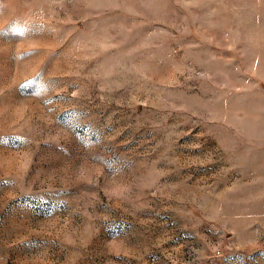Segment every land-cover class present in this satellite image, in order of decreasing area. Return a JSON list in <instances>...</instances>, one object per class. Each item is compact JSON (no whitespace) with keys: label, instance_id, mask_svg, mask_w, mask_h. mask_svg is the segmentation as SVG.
<instances>
[{"label":"rangeland","instance_id":"374dc122","mask_svg":"<svg viewBox=\"0 0 264 264\" xmlns=\"http://www.w3.org/2000/svg\"><path fill=\"white\" fill-rule=\"evenodd\" d=\"M0 264H264V0H0Z\"/></svg>","mask_w":264,"mask_h":264}]
</instances>
